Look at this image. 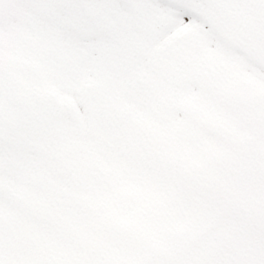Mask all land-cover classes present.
Wrapping results in <instances>:
<instances>
[{
    "label": "rangeland",
    "instance_id": "1",
    "mask_svg": "<svg viewBox=\"0 0 264 264\" xmlns=\"http://www.w3.org/2000/svg\"><path fill=\"white\" fill-rule=\"evenodd\" d=\"M44 18L36 13L26 17L25 30L32 36L31 48L30 53L19 56V59L35 60L38 65H47V67L54 65L56 79L64 93L80 90L78 98L79 105H83L84 108V126L77 128L74 120L64 122L56 118V107L50 101L48 94H44L47 102L36 103L30 100L28 105L23 97L24 90L20 79H25L27 83L33 81L36 71L28 67L17 70L8 68L2 59L5 54L4 47L0 45V111L4 114V119L0 123L2 164L29 157V154L34 152L35 155L28 158V163L33 168L39 169L42 180L30 178L26 184L38 190L40 193L38 201L43 206L38 210H31L25 201L18 198V192L7 193L1 188L0 192L4 193L5 199L15 203L23 213L27 214L30 220L32 218L47 220L49 217L56 219L63 216L67 231L62 232L68 238H75V219L81 212L83 191L97 188L108 175L107 160L112 159V167L115 166L118 175L124 173L134 161L138 163L142 160L140 147L135 148V151H128L126 139L119 133V130L125 128L124 121L118 115L124 105L134 101L130 97L131 84H133L131 80L136 74L145 72L147 55L154 48L148 43L143 29H137L130 23L132 17L122 20L123 28L107 42L95 39L74 42L67 37L62 28V25L68 23L67 20H44ZM56 22L61 25L50 24ZM140 37H142L141 50L137 52L132 42ZM17 45L21 49L27 46L19 43ZM169 75L174 76L172 71ZM235 76L239 84L234 89L221 87L219 78L215 86L223 92V100L227 106L238 115L237 122L231 124L228 129L219 128L222 138L216 139V143L209 144L205 139L204 131L205 127L209 128V120H199V132L191 138L199 152L191 158H186V153L182 149L179 151L182 159L181 178L168 200L162 202L152 195L149 197L154 212L150 208L142 212L144 222L142 228L138 224L137 216L131 223H121L115 228H108L111 234L108 236V241H111V238H116L118 241L114 259L118 258L119 250L124 246L138 254L137 264H180L184 253L187 254L184 264H234L235 262L248 264L252 260L250 256H237L236 251L241 247L242 241L248 244V240L246 242L244 240V231L256 229L264 232V192L258 194L245 183L243 187L239 186V195L246 204L250 205L247 206L250 209L249 214H254L253 209L256 216L251 221L221 219L212 227L208 224L209 218L205 214L206 204L201 196L204 193L201 187L203 179L208 176L211 179L210 176L215 173L221 156L233 155L234 141L241 142L251 137L254 129L249 121L251 114L258 112L264 115V81L257 80L242 71L235 72ZM202 77L204 74L200 73L199 79ZM49 79L50 77L47 76V81ZM241 82H246L249 88L244 89ZM133 94H136V90ZM97 97L100 101L95 115L94 101ZM151 97L155 98V93ZM184 110L188 116L191 115L188 106H185ZM65 114L71 117L67 111ZM24 116H26L25 121ZM16 123L23 125L24 134L29 133L33 136L38 144L35 150H17L16 143L19 144V140L13 127ZM179 131L182 133L180 141L183 142L188 138L189 133L182 127ZM67 143L75 145L87 143L86 150L81 153L71 147L67 151L63 146ZM44 145H47V154L39 151V146ZM174 150L175 148L170 146L164 151L162 186L172 182L171 160L175 156ZM235 156L233 161L240 158L235 165L242 168L245 163H242L239 154ZM78 164L98 168L95 172L84 171L86 173L84 176L94 178L92 184L80 183L72 186L65 184L72 173L75 180H81L76 169ZM16 172L21 174L20 170L16 169ZM4 180L8 179L4 178ZM259 180H264V176L253 172L246 181ZM88 195L90 194L85 193V196ZM187 207L193 212V221L184 220L182 225L174 228L171 235L156 237L157 229L153 222L155 214L165 217L170 215L172 210L185 213ZM6 228V217H4L0 230ZM96 228L100 233L103 232L97 225ZM55 232H48L49 235L43 244L40 239L32 242V264H47L48 259L59 261L56 255H53L57 248H53L52 254L50 251L51 246H54L52 237ZM64 253L69 257L74 254L68 250Z\"/></svg>",
    "mask_w": 264,
    "mask_h": 264
},
{
    "label": "bare ground",
    "instance_id": "2",
    "mask_svg": "<svg viewBox=\"0 0 264 264\" xmlns=\"http://www.w3.org/2000/svg\"><path fill=\"white\" fill-rule=\"evenodd\" d=\"M32 13H12L11 22L6 27L0 28V45L5 50L2 59L11 70L28 67L36 71L33 81L27 83L25 79H20L24 90L23 97L28 105L30 97L45 92L56 107V118L64 122L74 120L75 127L82 128L81 126H84L85 122L83 105H79L76 113L68 112L71 117H67L64 111V105L71 102L73 96L78 97L80 90L64 93L61 84L56 79L54 65L47 67V65H38L35 60L19 59V56L30 53L32 36L25 30V19ZM130 23L137 29H142L141 20L132 17ZM50 24L52 26L61 25L59 22ZM141 38L132 42L137 52L141 50ZM18 43L27 46L25 49H21L18 48ZM145 63V72L136 74L131 80L133 84H131L130 97L134 101L124 105L118 115L124 121L125 128L119 130V133L124 135L128 151L132 152L135 151V148L140 147L142 160L138 163L134 161L121 175L116 173L115 166L112 167V159L107 160L108 175L97 188L83 191L81 212L78 216L76 215L74 225L76 239L68 238L62 232L67 231L63 216L58 217L59 219L49 217L47 220L36 218L30 220L29 216L12 201L5 198L0 201V224L6 217L7 227L5 230H0V239L6 238L10 248L23 247L28 252V257L23 261V264H32V242L40 239L42 244L45 243L50 231H56L52 237L54 246H51L50 251L52 254L53 248H57V251L54 252L56 254L53 253V255H56L59 261L48 259L47 264H137L138 254L124 246H121L118 258L114 259L118 241L116 238H111V241H108V236L111 235L108 228H115L121 223H131L135 216L138 217V224L142 228L144 224L142 212L148 208L154 212L149 197L152 195L162 202L168 200L181 178L182 159L179 151L182 149L186 153V158H191L199 152L191 139L199 132V120L208 119L209 122L225 129L237 122L238 115L224 102L223 92L217 89L215 82L219 78L221 87L227 86L228 89H234L239 84L235 72L239 73L241 69L238 64L200 45L195 34L190 40L183 43L170 42L166 50L152 49L148 53ZM103 65L106 69L105 63ZM170 71L174 76L169 75ZM200 73H203L204 77L199 79ZM47 76L50 77L49 81H47ZM241 84L244 89L249 88L246 82H241ZM134 90H136L135 95L133 94ZM154 93L155 98L151 97ZM31 100L43 103L47 102V97ZM99 101L98 97L94 101L95 115L98 112ZM185 106L190 108V116L185 113ZM25 120L26 116H24ZM13 127L19 140V144L16 143L17 150H35L38 144L31 134H24L23 125L16 123ZM181 127L189 133L188 138L183 142L180 141L182 133L179 130ZM205 139L209 144L217 142L206 133ZM94 143L95 141H93ZM257 143L264 148V136L259 138ZM86 144L67 143L63 146L67 151L74 147L83 153L86 150ZM170 146L175 148V156L171 160L173 164L172 182L162 186L163 154ZM39 151L47 154V145L39 146ZM33 155H35L34 152L30 153L29 157L31 158ZM29 157L8 161L4 165L0 163V188L7 193L18 192V198L25 201L31 210H38L43 206L38 201L40 193L26 183L30 178L40 181L42 178L39 169L33 168L28 163ZM16 169L20 170L21 174L16 172ZM76 169L81 180H75L72 173L65 184L72 186L80 183L86 185L93 183L92 179L94 178L88 177V175L84 176L86 174L84 171L95 172L98 168L78 164ZM4 178L8 180L6 181ZM246 185L258 194L264 192V180L247 182ZM160 192L161 194H159ZM85 193L90 195L85 196ZM184 220L193 221V212L190 207L185 208V213L172 210L171 214L165 217L155 214L153 222L157 229L156 237L171 235L174 228L182 225ZM96 225L100 230H103L102 233L99 232ZM243 236L245 242L248 240V244L242 241L236 255L239 257L250 256L252 260L248 264H256V250L264 249V232L248 229L243 232ZM67 250L74 252L72 257L65 255L64 252ZM7 264H17V261L9 259ZM234 264L243 263L235 262ZM260 264H264V261H261Z\"/></svg>",
    "mask_w": 264,
    "mask_h": 264
},
{
    "label": "snow or ice",
    "instance_id": "3",
    "mask_svg": "<svg viewBox=\"0 0 264 264\" xmlns=\"http://www.w3.org/2000/svg\"><path fill=\"white\" fill-rule=\"evenodd\" d=\"M33 12L62 25L74 42L111 40L123 28L126 17L139 18L152 48L168 49L170 42L188 41L195 34L200 45L239 65L242 72L264 81V0H0V28L11 22L12 13ZM79 98L64 105L74 113ZM212 139L218 130L204 128ZM4 193L0 192V201ZM28 252L9 247L0 239V264L9 259L23 264ZM264 261V249L255 253Z\"/></svg>",
    "mask_w": 264,
    "mask_h": 264
},
{
    "label": "flooded vegetation",
    "instance_id": "4",
    "mask_svg": "<svg viewBox=\"0 0 264 264\" xmlns=\"http://www.w3.org/2000/svg\"><path fill=\"white\" fill-rule=\"evenodd\" d=\"M0 119H2L1 115ZM252 122L255 123L253 124L254 127L260 128L259 132H262L264 128V115H260L258 119H252ZM256 137L251 140L247 139L240 142L239 145L233 148V155H231V157L223 154L217 163L215 173H213V176H210L211 179H209V176L205 177V180L203 179V184L201 186L204 193L201 194V196L203 202L206 204L205 214L206 217L209 218L208 224H211V227L225 218H230L231 221H251L254 216H256L255 210L253 209L252 212H254V214H249L250 209H248L247 206L250 205L246 204L243 197L238 193L239 186L243 187L244 181L253 175L254 171L264 176V148L257 145L258 139L263 136ZM235 154H239L242 158V163H245L242 168L235 165L236 161L240 160L238 157L233 161V159L236 158ZM230 167L233 169H229ZM214 182H222L235 192L241 204L238 210L232 212H223L221 210L220 197L212 188Z\"/></svg>",
    "mask_w": 264,
    "mask_h": 264
},
{
    "label": "water",
    "instance_id": "5",
    "mask_svg": "<svg viewBox=\"0 0 264 264\" xmlns=\"http://www.w3.org/2000/svg\"><path fill=\"white\" fill-rule=\"evenodd\" d=\"M38 97H43V96L40 94L38 95ZM214 188L220 194V198H221L220 205L223 211L235 210L236 208L240 207V203L235 197V194L232 190L227 188L222 183H216L214 185Z\"/></svg>",
    "mask_w": 264,
    "mask_h": 264
}]
</instances>
